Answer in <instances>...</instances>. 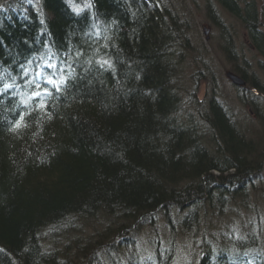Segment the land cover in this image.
I'll return each mask as SVG.
<instances>
[{"label":"trees","instance_id":"obj_1","mask_svg":"<svg viewBox=\"0 0 264 264\" xmlns=\"http://www.w3.org/2000/svg\"><path fill=\"white\" fill-rule=\"evenodd\" d=\"M217 1L238 16L261 53L252 62L242 55L241 63L264 69V1L253 0L252 7L246 0H237L241 7ZM38 8L43 25L32 5L28 18L0 11V264H80L84 253L86 264L115 234L154 219L160 206L227 205L222 199L244 197L248 186L263 181L258 107L250 136L214 101L195 127L190 116L176 115L175 61L186 37L181 14L157 0H38ZM95 8L101 28L93 39L84 23ZM45 38L47 49L33 50ZM51 38L56 50L48 46ZM65 49L69 59L58 54ZM47 62L66 64L62 85L46 82ZM233 64L246 79L248 69ZM258 77L251 81L264 94ZM205 124L209 131L199 132L206 146L197 133ZM215 170L222 174L214 176ZM174 252L157 244L134 260L172 264ZM206 253L197 264L227 259Z\"/></svg>","mask_w":264,"mask_h":264},{"label":"rangeland","instance_id":"obj_2","mask_svg":"<svg viewBox=\"0 0 264 264\" xmlns=\"http://www.w3.org/2000/svg\"><path fill=\"white\" fill-rule=\"evenodd\" d=\"M8 1L9 0H6V2ZM34 1L38 0H30V3L32 4ZM167 1L171 6L170 8L176 10V12L172 10L176 15L181 14L182 18V16L187 13L185 17H183L186 21V30L183 29V33L186 34V37L181 41L180 47L177 48L179 54L175 61L177 63L176 69L178 73H180L177 79V83L179 84L177 95H179L180 105L178 109L179 113L176 112V115L190 116L189 119L193 121L191 125L195 127L196 124L202 123V120H205L206 109L209 107L210 101H212L211 98L217 95L221 100L219 104L224 106V111L229 114H235L236 117L233 121L241 126L242 131L249 133L250 129L258 125L254 119L252 120L253 116H258L255 107H258V110L264 113V94L255 88L251 79L255 76L258 77L264 74V69H261L260 65L256 63L257 66L254 70H250L243 65L240 58L237 57L236 60L239 67L248 69L246 79L243 78L244 81H246L244 85L245 89H242L241 93H238V88L228 78L229 76L226 75V70H232L240 75L241 73L235 71L236 69H233L234 66L224 57L226 52L221 49L220 46L222 41L221 30L217 28L215 24H212L209 17H207L209 16L208 10L210 11V9L212 10V15H214V11L217 12L216 15L219 13V16L221 15L225 22L229 21L231 16L222 13L220 6H218L219 2H215V0H184L187 4V12L184 14L179 11V5H175L174 0ZM25 2H27V0H25ZM159 4L161 6L163 5L160 1ZM4 14L7 16L9 15L7 12ZM97 14L99 13H96L95 8L88 22H86V24L84 23L87 31H91L88 32L89 37L93 39H96L93 35L94 31L96 32L101 28L99 20L96 19ZM43 17L40 15L37 17L41 25H43ZM5 20H7V17ZM100 20L102 21V17H100ZM239 25H241L239 21H236L233 25L235 28L234 35H237L236 38L239 39L241 43H244V41L248 39L247 30L245 28L242 29ZM204 31L206 33H204ZM41 34L42 29H39L38 36ZM43 34H45V31H43ZM234 35L231 38H233ZM46 41V38L41 39V41L39 40V43L36 44L33 50L45 51L47 49ZM240 42L239 46L242 45ZM48 46H52L53 48L56 47L54 46L52 38L48 41ZM240 49L243 50V52L245 51L243 45ZM252 50L246 54L243 53V57L249 62L254 60L253 54L255 50ZM64 51H62V53L58 52V54L62 56L64 55ZM261 61H263V59H261ZM6 63L9 62L6 61ZM261 80H264V77H261ZM208 92H214L215 94L211 95ZM195 103L198 107L202 105L204 108H201L199 111L192 109L190 104ZM188 105L189 107L187 108ZM196 105H194V107ZM250 106L252 108H250ZM204 113L205 115H203ZM197 127H199V125H197ZM199 130L207 132L209 131V126L205 124L202 125L201 128H198L197 133L200 135ZM200 137V140L204 143L203 145H205L206 139L201 135ZM207 148L213 151V144L207 145ZM205 202L206 200L204 203ZM227 202V205L221 204L215 205L214 207L210 204V206L204 210L201 203L194 202L195 207L201 206L200 209L206 218H201L198 224H194L191 221V226L188 231L181 222L182 217L187 215L190 207H188L186 211L177 210L173 212L174 215H170V218H174V223L171 224L173 227L172 231L171 226L167 224L169 220L166 219L151 226L147 224L144 225V221H141L135 226L134 230L143 232L138 236H133L131 232L129 236L126 237V239L129 240L127 242L134 241V245L121 244V240H119V242L116 243L118 245L114 247V249H110L109 246H103V248L98 250L95 254L99 253L102 262L111 264L112 258L115 257V259L122 264L125 263V261H129L126 252L134 251L137 252V255L146 254L150 251L149 248L157 244H163L172 245L174 248L175 252L172 255V264H197L200 258L206 256V250L208 249L211 250V253H213L217 259L223 256L227 257V259H220L221 263L219 261L218 264H224L222 262L225 260H227L229 264H256L258 258L264 257V181H258L252 187H249L246 196L237 198L234 201L228 197ZM223 206H226L227 209H224ZM200 209L198 208L196 211ZM97 227L101 228L100 225H97ZM114 228L115 229L110 230L111 233L116 231L117 227ZM85 230H87V234L89 235L91 229ZM234 233L241 235V242L233 241ZM257 233L259 239L255 238L257 237ZM131 236L134 239H130ZM155 237L157 238L155 239ZM117 238L118 236L116 234L112 237V239ZM96 240L97 239H93L91 245L96 243ZM213 248H215L217 254L212 250ZM114 250L115 252L109 256L110 252ZM237 255L239 258H236L238 257ZM98 258L97 261H100ZM131 260L133 264H140V261L137 262L136 259Z\"/></svg>","mask_w":264,"mask_h":264},{"label":"bare ground","instance_id":"obj_3","mask_svg":"<svg viewBox=\"0 0 264 264\" xmlns=\"http://www.w3.org/2000/svg\"><path fill=\"white\" fill-rule=\"evenodd\" d=\"M153 1V0H152ZM157 1H160L163 5H165V3H166V7H168V8H170L171 6L169 5V3H168V1L167 0H157ZM245 1V0H244ZM253 0H246V2H245V4H248V5H250L251 7H252V2ZM264 0H257V2H259V4L260 5H262L261 3L263 2ZM174 2H175V5H179V11H181V12H183V13H186L187 12V4L184 2V0H174ZM215 2H218L217 0H215ZM235 2H236V4L237 5H239L240 7L242 6V5H245V4H241L240 2H238L237 0H235ZM261 2V3H260ZM244 3V2H243ZM218 6H220V10H221V12L222 13H224L225 15L226 14H228L229 16H231V18H230V20L229 21H227V22H225L224 21V19H223V17H221V15L220 16H217L216 14H215V16L216 17H213V15L210 13V11L208 10V15L209 16H207V17H209V19H210V21H211V23L212 24H215L216 26H217V28H219L220 30H221V39H222V41H221V43H220V46H221V49H223L225 52H226V54H225V58L227 59V60H229V63L231 64V65H233L234 67H233V69L235 70L236 69V67H235V65L233 64V62H236L237 60H236V58L237 57H241L242 55H243V53H248L250 50H255V54H257V56H260L261 55V53L259 52V50H257V48H255V46H254V42H253V40L252 39H246V41H244V43H241L240 41H239V39H237L236 38V36L234 35V31H235V28L233 27V25L236 23V21H239L240 22V24L241 25H239V27H242V29H244L245 27H244V25L242 24V22H241V20H239L238 19V16H236V15H233V14H231L229 11V9L226 7V6H224V5H221L220 3L218 4ZM170 9H172V8H170ZM215 9V8H214ZM173 11H174V9H172ZM176 11V10H175ZM187 14V13H186ZM186 14H184V16L183 17H185V15ZM246 29V28H245ZM228 30H230L231 31V37L234 35V37L233 38H230V37H228ZM204 33H206L205 31H204ZM241 40H243V39H241ZM239 42L243 45V48L245 49V51L243 52V50H241L240 49V47H242V45L241 46H239ZM252 50V51H253ZM64 56H66L67 57V59H69V53L67 52V50L65 49V51H64ZM264 59V58H263ZM262 67H264V63L262 64ZM255 67H253V69H254ZM251 69V68H250ZM229 72H234V71H232V70H226V75H228V73ZM236 73V72H235ZM239 74V73H238ZM238 76H240L239 78V80L241 81V83L239 84V82L237 83V84H235V82H233L235 85H236V87L238 88V93H241V91H242V89H245V83H246V81H244V79H243V76L242 75H238ZM260 77H264V74H262V75H259V77H258V79L260 78ZM207 89V88H206ZM206 89H205V91H206ZM205 91H204V93H205ZM203 93V94H204ZM209 94H211V95H213V94H215L214 92H208ZM211 100L212 101H214V102H216V103H218L219 104V102H221V100L219 99V97L216 95V96H214L213 98H211ZM221 105V104H220ZM189 107V105L187 106V108ZM224 107V106H223ZM250 108H252L251 106H250ZM226 114L227 115H229L230 116V118H231V120H235V117H236V115L235 114H229V113H227L226 112ZM255 117H253L252 118V120L254 119ZM254 121H255V119H254ZM235 123V122H234ZM250 124H251V122H250ZM251 126H252V124H251ZM250 126V127H251ZM237 128L238 129H240V133L241 134H243V135H246V136H250V134H251V132H253V128L252 129H250V131H249V133H246L245 131H242V129H241V126L239 125V126H237ZM264 133V129H261V130H259L258 132H257V134L256 135H258V134H260V133ZM257 165L259 166V170L263 173L264 172V160H263V162L261 163H257ZM257 166V167H258ZM233 173V171H228V170H226L225 169V174L226 175H231ZM213 174H214V176H216V177H219V176H217V175H220V174H222V171L221 170H215L214 172H213ZM264 176V175H263ZM263 176H259L260 178H262ZM263 181H264V179H263ZM249 187L250 186H248L247 188H246V190H248L249 189ZM223 200V202L224 203H226V201H228V199L227 198H224V199H222ZM188 207H190V210H189V212L187 213V215L185 216V217H182V222L181 223H183V222H186V224L188 225V224H191V221L190 220H193L194 222H195V224H198L199 222H200V220H201V218L202 219H205L206 218V216L202 213V211H201V209H200V205L199 206H196L195 207V205H194V202H190L188 205H185V206H179L178 204L177 205H173V204H170V205H167V207H165L164 205L163 206H160L158 209H156V212H155V218L154 219H152V220H150V219H147V220H145L143 223H145L144 225H149V226H151V225H155L156 223H159L161 220H169L168 222H167V224L169 225V226H171V224L172 223H174V218H170V215H174L173 214V212L174 211H186L187 209H188ZM200 209L199 211H200V213H199V211H196L197 209ZM223 208L225 209L226 208V206H223ZM227 209V208H226ZM204 215V216H203ZM187 217V218H186ZM172 221V222H171ZM140 222V221H139ZM135 225H137V223H135L134 225H132L131 227H130V230L128 231V230H124V231H121L122 233H120V237L119 238H117L116 240H114V242H111V243H109V244H107V245H105V246H109V248L110 249H114V247H116L118 244H116V243H118L119 242V240H121V244H127V245H134V241H130L129 243L127 242V241H129L128 239H126V237L127 236H129V234L132 232L133 233V236H138L140 233H142L143 231H137V230H134L135 229ZM173 230V227L171 226V231ZM235 235H233V241H236V242H241L242 241V237H240L241 235H239V234H236V233H234ZM158 236V235H157ZM236 236H239V237H236ZM41 238H42V236H41ZM157 237H155V239H156ZM130 239H134L132 236L130 237ZM59 240V239H58ZM93 246H94V244H93ZM103 247H101V248H99V249H97L96 251H98V250H100V249H102ZM150 249V248H149ZM115 252V250L114 251H111L110 252V254H109V256H111V254L112 253H114ZM85 254V253H84ZM84 254L82 255V256H80V258H79V261H78V263H80V264H84L85 263V259H84ZM99 258H98V260H100V256H99V253H97L96 254ZM126 256L129 258L128 260L129 261H125V263H122V264H132L131 262H130V260L131 259H134V258H136V256H138L137 255V252H134V251H130V252H126ZM238 256V255H237ZM238 258H239V256H238ZM228 264H229V262H227ZM86 264H108V263H105V262H102V260H100V261H97V260H95V259H90V258H88V261H86ZM111 264H121L120 263V261H118L117 259H115V257L114 258H112V262H111Z\"/></svg>","mask_w":264,"mask_h":264},{"label":"water","instance_id":"obj_4","mask_svg":"<svg viewBox=\"0 0 264 264\" xmlns=\"http://www.w3.org/2000/svg\"><path fill=\"white\" fill-rule=\"evenodd\" d=\"M228 76L231 79V81L235 82V84H237L238 82H239V84L241 83V81L239 80L240 79L239 78L240 76H238V74L236 75L233 72H229L228 73Z\"/></svg>","mask_w":264,"mask_h":264},{"label":"snow or ice","instance_id":"obj_5","mask_svg":"<svg viewBox=\"0 0 264 264\" xmlns=\"http://www.w3.org/2000/svg\"><path fill=\"white\" fill-rule=\"evenodd\" d=\"M49 83H53L54 86L56 85V82H55V81H52V80H50ZM35 95H36V96H39L40 93H36ZM41 107H44V105H41ZM18 126H19V125H18Z\"/></svg>","mask_w":264,"mask_h":264}]
</instances>
